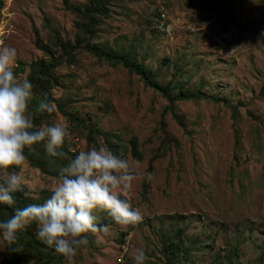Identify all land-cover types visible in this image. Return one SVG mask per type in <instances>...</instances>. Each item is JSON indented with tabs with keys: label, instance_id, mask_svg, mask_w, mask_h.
I'll list each match as a JSON object with an SVG mask.
<instances>
[{
	"label": "rangeland",
	"instance_id": "374dc122",
	"mask_svg": "<svg viewBox=\"0 0 264 264\" xmlns=\"http://www.w3.org/2000/svg\"><path fill=\"white\" fill-rule=\"evenodd\" d=\"M1 1L2 46L16 49L14 68L19 61L28 65L18 78L27 77L32 62L48 58L36 38L57 57L51 29L75 40L78 17L64 0ZM68 3L82 7L84 0ZM95 31L89 43L131 53L132 61L159 71L163 86L172 80L176 88H201L220 102L181 101L165 112L167 99L138 75L86 51L55 68L52 95L65 110L119 137L112 139L115 152L137 173L127 198L143 215L142 222L124 228L106 211H96L97 224L104 223L109 234H85L88 243L72 264H133L138 247L148 256L146 264H164L161 249L168 237L189 249L183 264H264V0H112ZM175 66L181 71L173 79ZM33 122L37 128L60 123L69 133L61 149L66 159L49 156L40 142L25 149L22 167L7 170L23 176L39 199L51 195L59 169L76 152L109 148L103 137L97 146L88 142V131L67 121L56 105L41 125ZM134 137L142 160L131 154ZM145 172L154 178H141ZM44 248L50 264H69L54 248ZM4 259L0 238V264Z\"/></svg>",
	"mask_w": 264,
	"mask_h": 264
},
{
	"label": "clouds",
	"instance_id": "9594fccd",
	"mask_svg": "<svg viewBox=\"0 0 264 264\" xmlns=\"http://www.w3.org/2000/svg\"><path fill=\"white\" fill-rule=\"evenodd\" d=\"M2 45L0 41V170H4L0 204L12 206L13 194L17 192L29 200L39 197L23 176L7 170L22 167L26 161L25 149L40 142L49 156L66 159L61 149L69 133L60 123L37 128L30 111L33 85L26 77L21 79L14 74L16 49ZM48 97L45 92L35 105L36 113L55 110ZM136 178L135 165L104 145L79 150L59 169L58 182L49 189L51 195L43 203L16 208L9 219L0 221V235L12 245L18 239V232L35 223L37 238L72 264L81 246L88 243L85 234L98 231L109 234L107 227L98 226L96 211H106L124 228L142 222L141 211L133 208L127 198ZM141 178L151 181L154 177L145 172ZM132 260L133 264H146L148 256L138 247Z\"/></svg>",
	"mask_w": 264,
	"mask_h": 264
},
{
	"label": "trees",
	"instance_id": "16d2710c",
	"mask_svg": "<svg viewBox=\"0 0 264 264\" xmlns=\"http://www.w3.org/2000/svg\"><path fill=\"white\" fill-rule=\"evenodd\" d=\"M112 0H84V5L78 7L68 3V0H64L66 8L74 13L78 17L76 29L75 40L71 39H62L59 33L51 29L53 36V44L57 51H60V56L57 57L54 53V49L50 46L45 45L41 42L40 39L36 38L35 45L39 50H41L47 59H41L36 62H32L30 67V72L27 75V79L33 85V101L30 104V109L35 108V105L43 98L45 92L49 94L48 99L56 105L57 110L65 117L67 121L72 124H77L81 128H84L88 131L87 139L88 142L93 143L94 146H97V139L103 137L106 139V142L111 151L115 154L116 145L112 143L113 138L119 139L118 136L103 133L93 124L86 123L85 121L77 118L72 113L65 110L64 104L57 101L53 95L52 90L54 87L55 74L54 70L59 65L63 63L73 64L76 52L86 51L100 60H105L108 64L113 67L122 66L128 69L130 72L138 75L145 84L154 89L155 91L162 94V96L167 99L169 105L166 107L165 112L173 111V107L177 102L181 101H193V100H211L214 103L220 102V99L214 95L207 94L198 89L196 91L185 90L183 88H176L172 86V80L167 85H162L158 82V70L146 67L144 62H136L131 60V53H120V52H110L102 46L91 44L88 41L92 39L95 34L96 28L100 25L101 19L105 17L108 5ZM2 6V1L0 0V7ZM64 59V60H63ZM166 62H170V59H164ZM28 65L23 62H17L14 68V74H25L26 68ZM181 69L177 66L174 67L172 71V78H176L178 72ZM174 90H177L174 93ZM51 113H36L34 111L33 120L36 124L41 125V118L50 116ZM165 115V113H164ZM174 119L180 124L181 127L185 128V125L180 121V119L174 115ZM162 128L164 129L166 124L161 123ZM169 141V138L166 136V142ZM131 147V154L134 158L138 160L143 159L142 153L139 151V140L134 137L129 142ZM31 163L39 169L43 170V167L39 161L31 159L28 157ZM158 158V155L152 157L149 161V170L152 168L153 162ZM13 199L15 204L12 206L6 204H0V221H6L9 219L15 212L16 208H23L30 203H43L44 198L38 200H29L26 199L22 193L17 192L13 194ZM105 224H98L99 227H103ZM17 241L9 245L5 240V259L1 264H50L49 261L44 260V243L39 240L36 236V225L35 223L28 225L25 229L17 233ZM0 238L3 239L2 235ZM172 237L166 239V244L161 249V256L164 260V264H183V258L188 255V248H182L180 245L181 240L178 242L172 241ZM36 257V258H35Z\"/></svg>",
	"mask_w": 264,
	"mask_h": 264
},
{
	"label": "built area",
	"instance_id": "2783aa9c",
	"mask_svg": "<svg viewBox=\"0 0 264 264\" xmlns=\"http://www.w3.org/2000/svg\"><path fill=\"white\" fill-rule=\"evenodd\" d=\"M162 16H163V19L165 20V14H164V13L162 14ZM162 26H164V22H161L160 25H158L157 27H158V28H159V27L161 28Z\"/></svg>",
	"mask_w": 264,
	"mask_h": 264
}]
</instances>
